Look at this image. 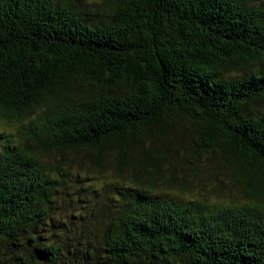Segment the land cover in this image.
I'll return each mask as SVG.
<instances>
[{"label":"trees","instance_id":"trees-1","mask_svg":"<svg viewBox=\"0 0 264 264\" xmlns=\"http://www.w3.org/2000/svg\"><path fill=\"white\" fill-rule=\"evenodd\" d=\"M261 108L264 0H0V264H264Z\"/></svg>","mask_w":264,"mask_h":264},{"label":"rangeland","instance_id":"rangeland-1","mask_svg":"<svg viewBox=\"0 0 264 264\" xmlns=\"http://www.w3.org/2000/svg\"><path fill=\"white\" fill-rule=\"evenodd\" d=\"M261 110H264V108H261ZM76 162L82 164L84 162V159L81 156L77 157ZM109 168H111L110 159H108L107 165H105L104 170L100 174H92L91 172H88L86 173V179L83 182L79 179V178H82V175L78 174V177H79L78 178L76 175L77 171L72 170V173H71L72 175L69 177L70 183H74L75 185L78 186L79 183L74 182L75 177L73 175H76V178H78V180L84 184L85 189L90 190L91 188V192H78L77 190L65 191L64 193L65 203H62L58 200L57 203L59 204V209L56 210V213L51 219V222H48L47 226L45 227L46 231L44 233L41 232V234H43L44 239L47 238L48 231L51 228V226L54 225L57 222V219L60 217L59 211H61L64 216H68V218L70 215L90 216V218H92V223H91V226L89 227V230H92L94 232L92 236V241L99 239L100 235H102L101 228L105 220L103 219L104 218L103 213L99 211V208L102 205L100 202H102L105 198L104 196L105 189H103V187L104 185L108 183V184H112L114 187H117L119 190V188L126 185L125 184L126 182L125 183L122 182L120 178V173L119 175L114 176L113 171L111 169L109 170ZM178 175H179V178H181L183 174L178 173ZM165 176H166V173H165ZM217 178L220 179L221 177H217ZM212 183H213V179L209 181L208 177L204 174H200L199 176L188 175L186 176V181H185L186 187L189 186L190 190H193L195 194L207 193V191L198 192V190H200L198 186L201 185V187H203L205 190H210V186ZM179 184H180L179 182H174V184H172V187L170 188H167L165 185H162V186L156 185L155 191H161L166 194H173L178 197L188 196V192L182 191L180 188H178L180 187ZM181 188L184 189L185 187H183L182 185ZM232 193H234L236 198H238V194L234 190H232ZM105 195H108V196L110 195V197L107 199H111V200L115 199L114 195H111L110 193H107ZM222 196L223 194L220 195V197ZM224 196H226V194H224ZM87 226L88 224L84 226L81 224L79 226V229L86 228Z\"/></svg>","mask_w":264,"mask_h":264}]
</instances>
